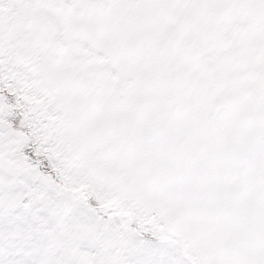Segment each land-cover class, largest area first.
I'll return each instance as SVG.
<instances>
[{
  "label": "rangeland",
  "instance_id": "1",
  "mask_svg": "<svg viewBox=\"0 0 264 264\" xmlns=\"http://www.w3.org/2000/svg\"><path fill=\"white\" fill-rule=\"evenodd\" d=\"M13 2L68 59L70 129L94 172L174 212L222 264H264V0ZM232 48L239 61L219 57ZM21 144L0 140V188L23 175L1 157L24 162ZM72 201L94 238L100 221Z\"/></svg>",
  "mask_w": 264,
  "mask_h": 264
},
{
  "label": "trees",
  "instance_id": "2",
  "mask_svg": "<svg viewBox=\"0 0 264 264\" xmlns=\"http://www.w3.org/2000/svg\"><path fill=\"white\" fill-rule=\"evenodd\" d=\"M29 26L16 11L0 12V140L22 139L24 159L1 156L24 166L16 183L0 188V264H143L145 255L153 264H222L174 212L138 200L121 174L89 166L70 129L68 59L36 42ZM193 51L207 67L198 43ZM219 57L239 61L235 48ZM71 199L100 221L94 238L82 234L88 218Z\"/></svg>",
  "mask_w": 264,
  "mask_h": 264
},
{
  "label": "flooded vegetation",
  "instance_id": "3",
  "mask_svg": "<svg viewBox=\"0 0 264 264\" xmlns=\"http://www.w3.org/2000/svg\"><path fill=\"white\" fill-rule=\"evenodd\" d=\"M14 0H0V12H4L8 14L12 11H19L18 10V4H14ZM31 27V30L33 31L32 37L35 39L36 42L40 43V37L38 35L34 34V29Z\"/></svg>",
  "mask_w": 264,
  "mask_h": 264
}]
</instances>
